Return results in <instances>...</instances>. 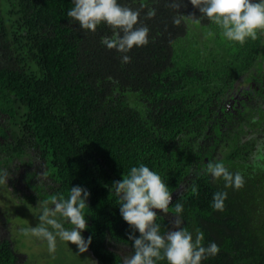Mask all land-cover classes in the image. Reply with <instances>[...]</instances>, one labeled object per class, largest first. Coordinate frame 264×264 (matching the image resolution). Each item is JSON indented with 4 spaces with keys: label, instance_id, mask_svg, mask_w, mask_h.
<instances>
[{
    "label": "trees",
    "instance_id": "16d2710c",
    "mask_svg": "<svg viewBox=\"0 0 264 264\" xmlns=\"http://www.w3.org/2000/svg\"><path fill=\"white\" fill-rule=\"evenodd\" d=\"M117 2L139 10L134 27L149 29V42L128 53L101 43L113 34L106 24L93 33L68 17L72 0H0V173L9 176L7 194L38 209L39 200L85 188L81 235L92 237L91 262L123 264L134 252L132 229L112 185L142 163L172 194L168 212L156 210L161 235L172 230L180 203L181 227L194 239L202 232L205 247H219L201 264H264V99L224 105L237 85L264 77L262 32L241 45L199 18L190 0L179 12L199 22L178 26L170 6L176 0ZM209 161L239 172L243 187L225 188L206 174ZM217 191L227 192L223 211L211 207ZM2 227L0 264H24Z\"/></svg>",
    "mask_w": 264,
    "mask_h": 264
},
{
    "label": "clouds",
    "instance_id": "9594fccd",
    "mask_svg": "<svg viewBox=\"0 0 264 264\" xmlns=\"http://www.w3.org/2000/svg\"><path fill=\"white\" fill-rule=\"evenodd\" d=\"M72 2L74 7L68 11L67 16L78 22L80 28L94 33L97 26L103 23L112 29L111 37L101 38V43L108 49L128 53L134 46L142 47L149 42V29L146 26L134 27L138 24L139 10L122 6L117 0ZM182 2L183 0H176L170 5L177 11V16L173 19L177 26L187 19L199 22V18H207L218 26L223 38L241 45L248 38L257 39L258 31L264 32V0H190L191 5L199 10V18L194 13L181 14L179 8ZM146 16L153 18L155 10H149ZM208 35L213 33L209 32ZM121 60L129 63L131 58L123 55ZM258 151H264V145ZM204 172L211 174L214 180L223 179L225 188L240 189L244 185L243 176L239 172H230L221 162L209 161ZM8 179L7 172L0 173V184L6 183ZM112 189L119 198L120 215L132 229L128 239L133 242L134 252L130 257L124 258L123 264H156L165 259L168 264H201L203 259L218 254L217 244L210 243L207 247L203 245L202 232L197 230L194 239L192 233L181 227L183 205L180 203L175 204L176 216L172 230L160 234V225L155 222L156 210L167 213L172 203V194L160 175L148 166L141 163L138 167H131L122 180L113 182ZM89 195L88 190L77 185L71 186L67 198L63 195H51L39 200V224L36 227L21 228V235L46 241L49 252L55 251L57 238L76 245L80 253L87 252L92 237L85 240L81 233L87 227L84 209ZM226 199V191H217L213 195L211 207L216 211H223ZM64 223L72 227L66 229ZM136 232L139 233L138 237Z\"/></svg>",
    "mask_w": 264,
    "mask_h": 264
},
{
    "label": "rangeland",
    "instance_id": "374dc122",
    "mask_svg": "<svg viewBox=\"0 0 264 264\" xmlns=\"http://www.w3.org/2000/svg\"><path fill=\"white\" fill-rule=\"evenodd\" d=\"M262 36L264 41V32ZM4 184H0V224L2 223V228L8 232L16 251L26 257L24 264H90V254L80 253L74 244L57 238L55 251L49 252L46 241L21 235V228L36 227L39 224L40 208H29L21 200L11 198L7 194L10 189L5 188ZM5 233L0 230V235L5 236Z\"/></svg>",
    "mask_w": 264,
    "mask_h": 264
},
{
    "label": "flooded vegetation",
    "instance_id": "af4514ba",
    "mask_svg": "<svg viewBox=\"0 0 264 264\" xmlns=\"http://www.w3.org/2000/svg\"><path fill=\"white\" fill-rule=\"evenodd\" d=\"M233 91L232 94L228 95L227 102L224 104L229 105L227 109L240 107L242 102L246 105L247 103L255 105L258 101L264 99V77L256 76L255 79L249 81L248 84L237 85ZM257 94L261 95L259 100L257 96H255ZM90 264L94 263L90 262Z\"/></svg>",
    "mask_w": 264,
    "mask_h": 264
}]
</instances>
